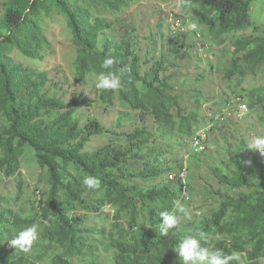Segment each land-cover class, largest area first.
I'll list each match as a JSON object with an SVG mask.
<instances>
[{"label":"trees","instance_id":"16d2710c","mask_svg":"<svg viewBox=\"0 0 264 264\" xmlns=\"http://www.w3.org/2000/svg\"><path fill=\"white\" fill-rule=\"evenodd\" d=\"M141 1L147 0H0V175L17 188L14 197H0V264H181L173 248L197 232L205 237L203 246L239 253L232 264H264V163L244 138L220 146L218 157L207 147L212 134L230 124L222 111L235 113L242 103L248 112L264 107V87H243L247 76L264 68V25L251 19L253 0H182L186 15L207 30L210 47L221 46L227 35L253 33L233 37L232 50H224L230 59L216 67L220 98L208 118L199 114L211 99L194 85L186 88L176 73L178 62L201 49L200 30L178 17L184 30L172 28L171 41L161 24L142 41L124 25L119 35L112 32L117 22L107 16ZM53 16L62 17L71 34L73 82L88 86L103 58L113 56L121 88H93L92 101L81 95L65 101L61 84L47 71L17 61L44 59L50 44L43 23ZM205 45L202 50H210ZM193 80L201 83L204 75ZM94 103L105 111L120 106L111 129L80 112ZM207 127L206 147L198 151L191 139ZM105 135L106 144L87 149L92 137ZM182 146L189 147L186 160L175 159L173 151ZM27 149L46 182L34 189L36 204L13 209L23 195L20 169ZM201 164L218 187L208 181L201 191L214 201L211 209L187 220L180 210L188 212L194 193L200 195L193 180ZM87 175L99 178L98 189L82 186ZM162 211L179 217L175 235L160 234ZM89 217L107 223L98 229L87 225ZM32 224L38 238L31 250L9 247L7 241Z\"/></svg>","mask_w":264,"mask_h":264},{"label":"rangeland","instance_id":"374dc122","mask_svg":"<svg viewBox=\"0 0 264 264\" xmlns=\"http://www.w3.org/2000/svg\"><path fill=\"white\" fill-rule=\"evenodd\" d=\"M250 16L256 25H264V0H253L251 2ZM172 17L185 18L186 23H188L192 29L200 30L204 43L210 47V41H208L206 35L207 30L205 28H199L197 24L186 15L182 0L141 1L119 16H107L108 19L117 22L112 31L113 33L119 35V31H121L120 27L124 25L133 30L132 36L137 38L135 41L138 39L142 41V39L147 37L150 33L156 32L159 24L162 25V32L168 38V41H171L173 36L170 35V31H172V27H174ZM43 28L50 44L49 50L45 52L44 59L41 61H24L18 58L17 61L24 62V64L38 68L39 70L47 71L52 82H59V84H61L59 87L61 88V92L65 95V101H68L75 95H81L88 101L97 98V94L95 95L93 90V88H95V79L91 80L88 86L76 84L72 80L70 68L75 48L71 43V34L66 26L65 20L60 16H53L44 21ZM250 34H253L252 30L231 34L229 36L227 35L224 37V43L221 46L210 47V50L208 48V50L206 49L204 51L202 47L205 44L199 41L197 42V47L201 49L198 52L192 51L190 59L188 58L178 62V70L176 73L179 74L181 82L186 85L185 87L190 88L194 85L196 89L201 91L204 97H209L211 99L209 103L203 106L199 115L208 118L212 112L218 110L214 103H217L220 98L219 91L221 90L222 76L216 71V67H221V65L230 59L229 55L225 56L223 54L224 50H232L230 42L233 37ZM191 36L192 34H190V37ZM188 41V43L193 44L194 40L188 38ZM211 65L215 67L213 70L210 69ZM200 74L204 75L203 82L195 83L193 80L194 77ZM243 87L247 90L264 87V68H262L256 76H247ZM92 105L95 106V103ZM119 110L120 106L116 104L111 110L105 111L101 107L95 106L83 108L80 112L85 114L84 118L87 115L97 117L103 122L106 129H111L110 127ZM242 115L243 114H240V117L236 118L231 116L228 118L230 124L223 132L212 134V140L207 146L209 153L218 157L221 151L220 146L224 147L228 142L237 143L241 138H244L247 143H249L255 136H264V107L249 111L244 116ZM109 137L108 135L92 137L87 145V149L92 151L106 144L109 141ZM188 152L189 147L187 146H182L173 151L175 159L178 160H186ZM254 153L258 160L264 163V156H261L258 152ZM200 166L201 168L197 174L198 179L195 177L193 180V185L196 186L194 190L200 195L194 193L191 204L187 205V210L191 215L203 214L211 209V205H213L214 201L205 195V192L201 191L208 188V181L211 182L215 188L218 187L209 177L207 169L203 167L202 164ZM20 172L22 174L20 180L24 182L23 195L18 203H12V208L17 209V206L22 204L25 209H29L30 205L36 204L39 200L37 196L38 192H35V195L34 189L36 185H39L40 189L43 188V184L46 182V173L45 171H41L38 167L33 157V152L29 149L26 150L23 156ZM257 172H259L258 169ZM15 183V180L10 178L4 179L0 175V197L4 199L14 197L17 192ZM105 212L112 213V210L106 208ZM89 218L87 219V221L89 220L87 225L97 226L98 229L104 228L105 223H107L106 219L103 217L98 219ZM100 254L102 259L108 258L109 256L102 252H100Z\"/></svg>","mask_w":264,"mask_h":264},{"label":"clouds","instance_id":"9594fccd","mask_svg":"<svg viewBox=\"0 0 264 264\" xmlns=\"http://www.w3.org/2000/svg\"><path fill=\"white\" fill-rule=\"evenodd\" d=\"M116 58L113 56H106L103 58L100 68L101 71L95 76V88L99 90H117L122 87L121 75L117 74L113 69L116 64ZM123 69L121 70V74ZM249 151L258 152L264 156V136H255L247 145ZM82 186L86 190H96L100 187L101 181L99 178L87 175L81 181ZM185 219L190 220L191 214L185 209ZM160 223L159 231L162 236H168L170 231L172 235L179 228V217L169 211H162L159 213ZM38 238V225L32 224L17 231L16 234L8 240L9 247L16 251L28 253L31 250L33 243ZM205 240L202 233H194L186 235L178 241L173 248L177 254L181 264H232V262L240 261L239 253L233 252L226 254L219 248H211L203 246L201 241Z\"/></svg>","mask_w":264,"mask_h":264},{"label":"built area","instance_id":"2783aa9c","mask_svg":"<svg viewBox=\"0 0 264 264\" xmlns=\"http://www.w3.org/2000/svg\"><path fill=\"white\" fill-rule=\"evenodd\" d=\"M172 23L174 24V29H180V30H184V28L182 27L181 24V20H179L178 18L172 17ZM248 112V108L245 104H241L238 108V110H236L235 113H232V111L227 112V110L222 111V113H226L228 116H234L237 115V117H240V114H243L242 116H244L246 113ZM210 128L207 127L205 129L200 130L192 139H191V146L198 149V151H203L205 149L206 146L203 145V142L206 141L207 139V134L206 132H208ZM180 177L182 178L183 181H185V172L181 173ZM170 179H173V175L170 176Z\"/></svg>","mask_w":264,"mask_h":264}]
</instances>
